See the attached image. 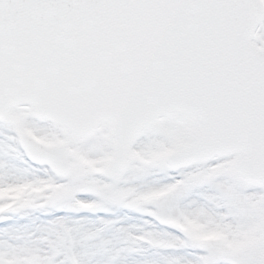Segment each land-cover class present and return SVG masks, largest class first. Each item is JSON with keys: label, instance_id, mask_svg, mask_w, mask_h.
Wrapping results in <instances>:
<instances>
[{"label": "snow or ice", "instance_id": "1", "mask_svg": "<svg viewBox=\"0 0 264 264\" xmlns=\"http://www.w3.org/2000/svg\"><path fill=\"white\" fill-rule=\"evenodd\" d=\"M21 217L0 264H264V3L0 0V221Z\"/></svg>", "mask_w": 264, "mask_h": 264}, {"label": "rangeland", "instance_id": "2", "mask_svg": "<svg viewBox=\"0 0 264 264\" xmlns=\"http://www.w3.org/2000/svg\"><path fill=\"white\" fill-rule=\"evenodd\" d=\"M262 3H264V0H262ZM174 145L166 148H162L159 152H157V156H154V159H162L165 157L166 152L171 149ZM153 158V157H152ZM93 163H99L101 164V168L96 169L97 171L102 170L103 166H106L107 160H101V161H96ZM42 188L48 187L47 184H44L41 186ZM32 191V192H38L41 191V188H31L28 185H20L16 187H12L9 189L2 190L5 194H8L12 197V199H17L25 194V191ZM161 190L160 192H153V193H148L142 197H139V200H146V199H151L155 196H158L162 194ZM123 212H118L116 215L121 216L123 215ZM57 215H65L64 212H54L50 215H45L41 213H36L35 216L38 217V221L42 220H48L51 219L53 216ZM101 215H103L101 213ZM131 221H126V223H130ZM166 223H174L176 224L177 227L181 228L183 231H185L192 239L199 240V241H207V240H217V241H222L225 243V245L229 248H235L242 246L249 237L246 234H242L241 238H233V239H228V234H226L225 231L219 229L218 227L214 228H209L207 227L206 224H202L196 219H188L185 217L183 221L179 220H166ZM28 223L27 218H13L10 220L6 221H0V228H6L9 226H22L26 225ZM139 259V257H128L125 261V264H134V260Z\"/></svg>", "mask_w": 264, "mask_h": 264}, {"label": "bare ground", "instance_id": "3", "mask_svg": "<svg viewBox=\"0 0 264 264\" xmlns=\"http://www.w3.org/2000/svg\"><path fill=\"white\" fill-rule=\"evenodd\" d=\"M151 155H152V157L154 158V156H157V152L152 153ZM226 234H227V233H226ZM157 242H159V241H157Z\"/></svg>", "mask_w": 264, "mask_h": 264}, {"label": "water", "instance_id": "4", "mask_svg": "<svg viewBox=\"0 0 264 264\" xmlns=\"http://www.w3.org/2000/svg\"><path fill=\"white\" fill-rule=\"evenodd\" d=\"M176 148V147H175ZM175 148L173 149V150H171L170 152H168L167 154H166V156H168L171 152H173L174 150H175Z\"/></svg>", "mask_w": 264, "mask_h": 264}]
</instances>
